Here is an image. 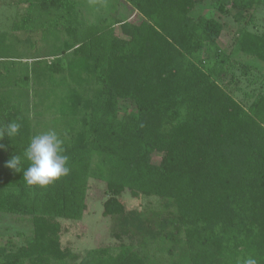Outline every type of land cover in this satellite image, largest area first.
Masks as SVG:
<instances>
[{
  "label": "trees",
  "instance_id": "obj_1",
  "mask_svg": "<svg viewBox=\"0 0 264 264\" xmlns=\"http://www.w3.org/2000/svg\"><path fill=\"white\" fill-rule=\"evenodd\" d=\"M121 1L107 24L89 22L81 0L18 1L26 25L50 14L45 31L62 47L41 70L52 82L51 108L73 121L59 136L69 172L29 186L5 167L13 155L28 167L29 117L0 96V129L21 126L0 139V213L27 217L32 227L22 244L0 248V264H146L132 243L115 253L98 246L79 260L61 245L59 219L81 216L88 176L104 182L102 214L124 226V190L169 200L183 238L160 237L177 249L176 264H242L249 256L264 264V73L220 46L225 24L197 11L206 0ZM215 2L235 12L240 53L264 63V26L252 20L262 0ZM60 32L65 38L57 40ZM33 70L14 84L27 87Z\"/></svg>",
  "mask_w": 264,
  "mask_h": 264
},
{
  "label": "rangeland",
  "instance_id": "obj_2",
  "mask_svg": "<svg viewBox=\"0 0 264 264\" xmlns=\"http://www.w3.org/2000/svg\"><path fill=\"white\" fill-rule=\"evenodd\" d=\"M18 1L0 0V60H4L0 61V71L3 73L0 76V96L11 97L29 117L30 140L37 134L49 131H55L60 136L65 128H69L73 120L67 112L59 113L57 106L51 108V105L56 103L52 101L53 95L47 97L52 82L45 76L47 74L42 73L46 70H41V66L61 52L62 43L55 41L54 33L49 34L45 31L47 16L50 14L42 12L38 16L40 11H34L38 17L30 18L26 25L24 24L27 15L26 5ZM81 2L89 22L94 21L99 24L111 23L118 7L124 6L121 0H82ZM197 11L215 17L225 24L219 37V44L226 52L264 73V63L247 57L238 50L234 35L239 23L230 7H220L215 0H206L197 5ZM81 16L82 14L79 15V20L87 22V19ZM127 16H130L131 20L138 19L136 12L129 9ZM252 20L255 24L264 26V0L254 11ZM15 25L18 26V30L13 28ZM30 26L32 30L27 31ZM114 29L117 35L122 36L118 26H114ZM58 36L60 37L57 40L65 38L61 32ZM6 66L9 68L8 74L4 71ZM32 66L36 68V71H32L36 72V78H31L27 87L14 84L22 70L29 71ZM65 74L66 72L63 73ZM41 75L42 81L39 80ZM53 77L57 79L59 76L55 74ZM230 85L229 91L233 92L235 97H239L240 94L233 91L234 84ZM155 159L158 160L159 157ZM106 198L104 182L88 176L84 190L86 207L81 216L59 219L62 226L60 240L63 247L70 249L79 260L88 250L98 246H107L115 253L120 244L132 243L146 256V264H176L177 249L170 251L172 241L160 237L167 235L173 239L183 238L182 227L175 221V208L169 200L153 195L132 194L130 190H124L120 200L124 205L125 218L130 223L129 226H124L117 218L102 214L103 201ZM140 227L144 231H140ZM31 228L27 217L0 213V248H14L22 244ZM148 230L159 236L153 238L148 234Z\"/></svg>",
  "mask_w": 264,
  "mask_h": 264
},
{
  "label": "clouds",
  "instance_id": "obj_3",
  "mask_svg": "<svg viewBox=\"0 0 264 264\" xmlns=\"http://www.w3.org/2000/svg\"><path fill=\"white\" fill-rule=\"evenodd\" d=\"M20 127L19 123H9L6 128L0 129V139L16 136ZM63 152V141L55 131L37 134L31 138L23 154V160L28 162V167L22 168L20 155H13L5 162V167L16 173L22 172L23 179L29 186H46L69 172L66 166L68 157ZM242 264H258V260L249 256Z\"/></svg>",
  "mask_w": 264,
  "mask_h": 264
},
{
  "label": "crops",
  "instance_id": "obj_4",
  "mask_svg": "<svg viewBox=\"0 0 264 264\" xmlns=\"http://www.w3.org/2000/svg\"><path fill=\"white\" fill-rule=\"evenodd\" d=\"M82 1V0H81Z\"/></svg>",
  "mask_w": 264,
  "mask_h": 264
}]
</instances>
